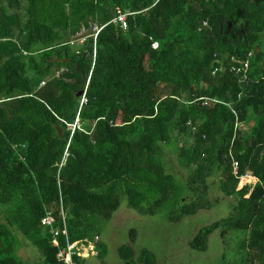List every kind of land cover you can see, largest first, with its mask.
Wrapping results in <instances>:
<instances>
[{
	"label": "trees",
	"instance_id": "16d2710c",
	"mask_svg": "<svg viewBox=\"0 0 264 264\" xmlns=\"http://www.w3.org/2000/svg\"><path fill=\"white\" fill-rule=\"evenodd\" d=\"M126 12L127 29L112 23ZM234 162L257 182L240 187ZM124 203L142 217L173 203L174 223L225 203L191 247L237 235L233 264H264V0H0V264H28V245L62 264L42 224L52 212L61 228L62 206L71 241L98 237L103 261ZM144 252L118 248L124 264H155Z\"/></svg>",
	"mask_w": 264,
	"mask_h": 264
},
{
	"label": "rangeland",
	"instance_id": "374dc122",
	"mask_svg": "<svg viewBox=\"0 0 264 264\" xmlns=\"http://www.w3.org/2000/svg\"><path fill=\"white\" fill-rule=\"evenodd\" d=\"M172 171L178 176V184L183 187L186 173L177 163L174 152L168 154ZM241 186V184H240ZM245 186V185H244ZM212 200L221 194L218 191V178L210 182ZM173 203L164 208L157 216L142 217L135 211L129 210L124 203L114 215L113 220L105 226L102 243L106 249L103 261L98 257L85 261V264H124L118 254V248L123 245L131 246L135 253L147 251L155 264H233L237 262L238 251L241 250V240L232 232L227 241L218 235L211 237L209 247L201 252L191 247L192 238L198 231L213 221L220 220L228 214L225 203L219 209L203 211L196 217L184 219L181 222H171ZM136 231L135 241L131 238V231ZM245 237V233H240ZM22 239L21 236L18 237ZM144 256H146L144 252ZM18 257L28 264H42L39 251L33 246H24L18 251ZM151 262V263H152Z\"/></svg>",
	"mask_w": 264,
	"mask_h": 264
},
{
	"label": "built area",
	"instance_id": "2783aa9c",
	"mask_svg": "<svg viewBox=\"0 0 264 264\" xmlns=\"http://www.w3.org/2000/svg\"><path fill=\"white\" fill-rule=\"evenodd\" d=\"M131 15V13H119L118 16L112 21V23L119 24L123 29H127L128 24H127V18L128 16ZM206 24V23H205ZM104 26H94V33L91 35V37L94 40V48H93V56H94V61L96 59V53H97V39L99 36V33L103 30ZM85 37H81L78 40H75L72 42L74 45L82 46L86 42ZM154 49L158 48V43L155 42L153 45ZM249 68V61L245 62H239V65L233 66L232 70L238 74L244 73L246 74L247 70ZM221 68L215 67L214 73H218ZM90 83V77L87 80V84L85 89L83 90V95L81 96V102L82 104L87 102V89L89 87ZM45 83H42L41 85H44ZM210 102H215L217 103L218 101L216 100H205L204 104L207 105ZM76 125H73L71 128L75 129ZM69 157V151L68 148L66 149L63 159L59 165V168L61 169L62 166L66 163L67 159ZM239 166L237 162H234L233 164V175L240 180V187H244L254 184L257 182V179L252 176L251 173H247L243 176L239 177ZM60 187V186H59ZM61 198V196H60ZM62 203V202H61ZM62 226L61 228H55V223H56V218L54 217L52 212H48L46 217L42 220V224L46 226L47 228H50L51 233L53 234V239H52V245L56 248L59 249L57 258L62 264H79L76 259L77 258H85V259H93L98 257V248H97V243H98V237L92 239V238H87L82 241H71L69 233H68V228L66 224V215L63 211V206H62Z\"/></svg>",
	"mask_w": 264,
	"mask_h": 264
},
{
	"label": "water",
	"instance_id": "95a60500",
	"mask_svg": "<svg viewBox=\"0 0 264 264\" xmlns=\"http://www.w3.org/2000/svg\"><path fill=\"white\" fill-rule=\"evenodd\" d=\"M83 95V91L79 92L78 96L81 97Z\"/></svg>",
	"mask_w": 264,
	"mask_h": 264
},
{
	"label": "crops",
	"instance_id": "0c3cea01",
	"mask_svg": "<svg viewBox=\"0 0 264 264\" xmlns=\"http://www.w3.org/2000/svg\"><path fill=\"white\" fill-rule=\"evenodd\" d=\"M97 248H98V243H97ZM98 252H99V250H98ZM83 259H85V258H83ZM87 260H90V259H85V261H87Z\"/></svg>",
	"mask_w": 264,
	"mask_h": 264
}]
</instances>
